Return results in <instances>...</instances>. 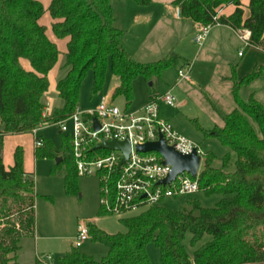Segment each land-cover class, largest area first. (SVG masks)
Listing matches in <instances>:
<instances>
[{
  "label": "trees",
  "instance_id": "trees-1",
  "mask_svg": "<svg viewBox=\"0 0 264 264\" xmlns=\"http://www.w3.org/2000/svg\"><path fill=\"white\" fill-rule=\"evenodd\" d=\"M149 5L152 0H132ZM47 8L55 19L51 28L57 37H67L64 66L66 73L56 84L62 104L48 117L51 123L74 112L80 100V87L92 70V92L102 89L110 65L119 83L112 96L124 95L133 100V82L139 76L146 80L161 79L162 72L178 63L179 55L143 62L132 58L123 45L124 30L114 25L112 0H50ZM180 14L195 23H219L235 29L250 30L248 46L259 47L264 38V0H250L248 17H244L240 0H177ZM234 4L225 17L219 9ZM46 9L38 0H0V138L7 134L30 133L44 119V92L49 86L48 72L56 64L59 48L39 23ZM31 65L26 68L21 59ZM264 64L254 67L242 79L232 67L230 78L236 107L230 112L217 108L223 126L203 129L229 148L219 155L206 150L198 173L201 191L220 193L214 206L198 209H171L150 204L139 214L121 218L126 231L107 232L95 222L87 221L90 237L106 245L108 252L100 259L79 252L74 245L59 257V264H152L147 244L160 250L161 264H264V102L254 94L241 96V88L259 78ZM151 89V88H150ZM153 93V92H152ZM154 94V93H153ZM151 94V96L153 95ZM62 133L63 144L55 146L42 137L36 146V157L61 156L53 171L62 170L64 187L76 192L78 171L68 133ZM14 163L4 164L0 154V264H16L21 238L33 236L35 230V189L33 173L24 169L23 150L15 148ZM233 163V169L229 165ZM100 214L109 213L102 206ZM190 244L198 246L192 253L184 245L187 232ZM35 264H47L36 259Z\"/></svg>",
  "mask_w": 264,
  "mask_h": 264
},
{
  "label": "rangeland",
  "instance_id": "rangeland-1",
  "mask_svg": "<svg viewBox=\"0 0 264 264\" xmlns=\"http://www.w3.org/2000/svg\"><path fill=\"white\" fill-rule=\"evenodd\" d=\"M38 1L43 3L46 9L39 23L46 27L49 38L54 40L57 48H59L58 60L48 72L49 86L43 94L44 103L46 104L43 120L51 122L48 117L53 114L54 108H58L62 104V98L57 94L56 84L67 71V67L64 66L67 38L57 37L52 31L51 26L55 19L51 18L47 11L51 3L50 0ZM115 14L118 20L115 24L120 26L122 16L121 14L120 16L117 13ZM189 27V23L172 20L166 26L156 24L154 30L145 38L140 37L141 35L138 36V34L135 35V30L130 27L126 30L128 32L126 47L133 59L143 62L168 58L172 52L184 55L194 63L189 70L191 82L184 79V81L175 83L178 80V64L166 68L162 72L164 77L159 80L153 78V80L147 81L144 76L139 75L133 84V100L128 103L123 94L116 97L112 96V91L119 77L114 75L110 65H108L104 85L98 92H92V70L90 69L87 72L80 87L78 105L83 109L95 107L103 95H109L119 107L132 108L147 100L148 89L151 88L150 81H154L153 88L159 91L158 93L165 92L170 87L176 98L175 104H178L166 110L170 122L184 136L186 135L200 142L204 149L207 148L216 152L219 158L213 162V165L217 166L221 162L220 156L230 152L229 148L218 139L205 137L202 128H208L214 123L212 119L217 110L212 103L224 112H230L231 108L236 106V103L227 85L228 83L221 81L216 75L213 76V64L217 62L219 64L218 69L222 72L224 70V57L229 61L239 62L240 64L243 62L238 71L241 74H246L247 71L251 70L252 62L258 58L261 59L264 55L247 48L244 42H235L231 39L227 40L225 45H223L224 43L218 45L215 43V39L208 41L205 43L203 50H200L199 44L194 43L192 39L194 33ZM239 49H245L243 57L238 55ZM21 60L23 64L31 66L27 59L22 58ZM253 90H255V97L264 102V75L261 79L254 81L253 84L250 83L243 88V98L248 99L249 93ZM38 134L52 141L55 146L61 147L63 144L61 129L56 123L43 124L38 130ZM33 140L32 131L30 133L7 134L0 138V154L6 166L14 163L15 148L17 146L22 148L24 169L33 173L34 187L38 193L35 198V230L33 236L21 238L20 246L24 243L26 247L18 255L16 264H33L32 257L34 259L38 257L47 264H59V257L75 245L79 222L93 221L109 233L124 232L126 226L121 218L139 214L149 206L141 205L137 209L126 210L122 213L100 214L101 186L99 177L96 174L78 175V190L73 193L67 192L63 179L65 165L62 166V170L53 171L56 158L36 157ZM202 164L203 161L200 164V170ZM229 167L233 169V163ZM220 197V193L206 194L204 191L198 190L187 195L166 196L156 203L171 209H191L194 213H197L198 209L194 206V201H198L201 206L211 207L216 205ZM190 235L188 231L184 245L187 247L188 252L192 253L198 244H190ZM146 247L151 263L161 264L159 248L152 242H149ZM78 249L79 252L91 255L95 259H100L108 252V248L104 243L98 240L94 241L90 236L81 242Z\"/></svg>",
  "mask_w": 264,
  "mask_h": 264
},
{
  "label": "built area",
  "instance_id": "built-area-1",
  "mask_svg": "<svg viewBox=\"0 0 264 264\" xmlns=\"http://www.w3.org/2000/svg\"><path fill=\"white\" fill-rule=\"evenodd\" d=\"M222 9L217 11V20ZM179 14V10H177ZM214 25L198 23L195 27L193 40L201 44ZM241 40L249 43L250 30L247 27L238 29ZM242 51H239V55ZM191 64L178 69L181 79H188ZM175 95L170 88L162 93H154L150 99L138 108L119 107L109 95H103L95 107L76 110L65 118L54 123L60 126L63 133H68L71 141L76 170L80 175L96 174L100 180L99 202L107 212L122 213L134 210L141 205L155 204L166 196L187 195L200 189L198 174L182 172L171 179L169 183H161L160 179L167 176L171 166L163 162V155L158 151L137 150L139 143L154 141L162 134L166 142L172 144L181 153L195 150L205 157V149L194 139L184 136L161 115V104H175ZM45 116V112H44ZM96 118L99 128L95 127ZM42 120L32 129L35 146L43 145L42 136L38 130L47 120ZM117 139H128L130 151L128 157L121 162V149L94 147L95 144ZM200 163V164H201ZM75 245L90 236L87 222H79L76 230Z\"/></svg>",
  "mask_w": 264,
  "mask_h": 264
},
{
  "label": "crops",
  "instance_id": "crops-1",
  "mask_svg": "<svg viewBox=\"0 0 264 264\" xmlns=\"http://www.w3.org/2000/svg\"><path fill=\"white\" fill-rule=\"evenodd\" d=\"M176 1L177 0H152L149 5L142 6V5H139V4H137L136 2H134L132 0H117V1L112 0L113 16L115 17L114 25L117 26L118 28H121L122 30H124V33L121 36V40H122L123 45L126 47V39H127V34H128V32H126V30L128 28H130V27L135 30L134 31L135 35L138 34V36L141 35L140 37L145 38V36H148L152 32V30H154V28L156 27V24L166 26L167 23H169L170 21L174 20V21H177V22L184 21L186 23H189L190 24L189 28L192 29V32L194 33V31L196 30L195 27L198 24L193 22L189 18L183 17L180 14L179 5L176 3ZM240 3H241V9L244 12V17L246 18V17H248L250 15V12H249L250 0H240ZM234 9H235V5L234 4H228V6L223 8L220 13L222 15H224L225 17H228V15L232 14ZM177 10H179V14L180 15L177 14ZM115 13H117L119 16L121 14V16H122V23L120 24V26L115 24L116 22H118V20H117V18L115 16L116 15ZM214 39L216 41L215 43H217L218 45H222L223 43H224L223 45H225L226 41L229 40V39H231L232 41H235V42L236 41L243 42L241 40L240 36H239V32H238L237 29H235L233 27H230V26L228 27L226 25H214L213 27H211V30L207 34V36L204 39V41L201 44H199L200 50H203V47H204L206 42L212 41ZM67 40H68V38L66 39V42H67ZM52 41H54V40H52ZM263 41H264V38L262 40V44L259 47L248 46V45H246V46H247V48L255 50L256 52H258L260 54L262 53L264 55V42ZM239 51H242L241 55H239ZM239 51H238V55L243 57L245 55V49H243V50L239 49ZM174 53H177L179 55L178 63H177L179 66L177 68V71H178L179 68H181V67H183L185 65H189V64H191L190 69L192 68L194 63L190 59H188L187 57H185L184 55H182V54H180L178 52H174ZM205 54H207V53L205 52ZM21 63L23 64L22 60H21ZM242 63L240 64L239 62H233L231 60L229 61L227 58L224 57V59H223L224 70H222V72L218 69L219 64L217 62H214V64H213V68H212L213 76L216 75V77H219V79L221 81L227 82L228 83L227 85L229 86L231 94H233L232 79L230 78L231 72H232V67H233V65L235 66V74H236L237 78L238 79H242L246 75V74H241L238 71L240 69V66L242 65ZM252 63H253V65L251 66V70L254 69V67H256V66L264 64V57H261V59L258 58L256 60H254V62H252ZM23 65L26 68L30 67V66L25 65V64H23ZM251 70H249L247 72H250ZM226 71L228 72L227 74H226ZM177 75H178V72H177ZM263 75H264V69H263V72H262L261 76L259 78H256L255 80H253L250 83L253 84L254 81L261 79V77ZM162 77H164V76H162ZM184 79L191 82V76L188 79H186V78H184ZM184 79H181L179 77V75H178V80L175 83L184 81ZM118 83H119V80H118V82L116 83L115 86H117ZM250 83L246 84V86L249 85ZM133 84H134V82H133ZM153 85H154V81L151 84V89L150 88L148 89V92H149L148 94L149 95H148L147 100L142 102V103H139L137 106H134L132 108H138L139 106L145 104L150 99L151 94L159 92V91H157L156 89L153 88ZM246 86H243L241 88V96H242V90ZM252 93L255 96V90L251 91L249 93V95L252 94ZM233 99H234V95H233ZM234 101H235V99H234ZM235 103H236V101H235ZM175 105L176 104L169 105V106H167L165 104H161L160 105V107H161V115L166 120L170 121L168 115L166 114V110L169 107H173ZM212 105L214 106V108L216 110H217V108L220 109L219 107H217V105H216V107H217L216 108L214 103H212ZM236 106H233L231 108V110L234 107H236ZM212 120L214 122L213 125L208 127V128H204V127L202 128L201 127L202 130L203 129H209L210 130V129L214 128L216 125L223 126V124H224V121H223L222 117L220 116V114L217 111H216V115L213 117ZM203 134L205 135V137L216 139L214 136L206 135V133L204 131H203ZM198 143L200 144V142H198ZM200 145H202V144H200ZM35 147L36 146H35V143H34V149H35ZM205 150H209V149L205 148ZM29 173H31V172H29ZM25 247H26L25 244L22 243V245L18 249V251H19L18 255L23 252V249ZM36 259H39V258L38 257H36L35 259L33 257L31 258V261H32L33 264H35Z\"/></svg>",
  "mask_w": 264,
  "mask_h": 264
},
{
  "label": "water",
  "instance_id": "water-1",
  "mask_svg": "<svg viewBox=\"0 0 264 264\" xmlns=\"http://www.w3.org/2000/svg\"><path fill=\"white\" fill-rule=\"evenodd\" d=\"M151 85L152 82L150 81ZM94 124L96 128H99V124L97 123L96 118H94ZM94 147H104L111 149H121L123 152V158L121 162L128 157V153L130 151V142L128 139H123V141L117 139H111L108 141H103L94 145ZM137 150L141 151H158L163 155V162L169 164L171 166V171L167 174V176L163 177L159 180L161 183H169L171 179H174L177 174L182 172H189L191 175L195 176L198 174L200 170L201 157L195 151L192 150L186 154L179 152L174 148L172 144H168L163 138L162 134L159 135L158 139H154V141H147L144 143H139L137 145ZM61 160V156H57L56 162Z\"/></svg>",
  "mask_w": 264,
  "mask_h": 264
}]
</instances>
